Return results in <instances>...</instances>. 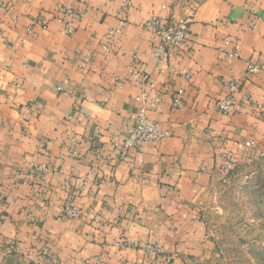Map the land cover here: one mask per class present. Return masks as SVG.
Segmentation results:
<instances>
[{
    "label": "crops",
    "instance_id": "crops-1",
    "mask_svg": "<svg viewBox=\"0 0 264 264\" xmlns=\"http://www.w3.org/2000/svg\"><path fill=\"white\" fill-rule=\"evenodd\" d=\"M1 1L0 264H46L43 252L61 264H189L207 236L220 156L231 154L236 171L263 160L264 0ZM61 8L84 13L71 36L55 20ZM153 17L189 27L161 62L144 29ZM249 63L261 70L245 79ZM146 78L160 97L147 115L170 138L124 152ZM233 79L238 107L222 115ZM66 204L79 219L63 216ZM148 241L164 254H146Z\"/></svg>",
    "mask_w": 264,
    "mask_h": 264
},
{
    "label": "built area",
    "instance_id": "built-area-1",
    "mask_svg": "<svg viewBox=\"0 0 264 264\" xmlns=\"http://www.w3.org/2000/svg\"><path fill=\"white\" fill-rule=\"evenodd\" d=\"M131 5V1L127 2L125 7L122 9L121 14H125L128 7ZM0 8L6 9L7 4L0 0ZM84 18V13L69 9L61 8L55 17V20L62 24L63 33L65 36H71L74 33L75 27L74 24L81 21ZM33 25H37L41 28H46V23L39 18L32 20ZM124 25V20L120 22V28ZM144 29L148 32L154 34L158 39L159 43L153 50V58L157 62L164 61L167 58V54L172 53L177 55L180 47L189 37V27L186 22H180L176 26H167L160 18L153 17L147 21L144 25ZM118 31H109L107 37L112 38L114 34ZM225 44L229 45V39H225ZM105 51L111 50V45L106 43L103 45ZM237 56V53L231 52L228 53L229 58H234ZM93 60L92 55H87L83 60V67H85L89 62ZM134 65L130 69V73L134 72ZM261 70V65L259 63H249L245 71V79L253 77ZM241 82L242 80L233 79L225 84L227 90V95L223 99L219 100L216 104V109L222 115H231L237 110L238 100L237 95L241 91ZM154 82L151 78H146L140 84L141 95L137 98V101L140 103V109L138 113L131 117L133 125L128 128L124 139L120 143L121 148L124 152L128 150H138L140 147L147 142L159 143L170 138V133L161 130L156 123H154L147 115L148 110L155 109L160 103V97L156 92L152 94L147 93V88H153ZM183 90L179 89L175 91L172 108L178 109L183 104ZM73 143L75 140L73 139ZM115 146V145H114ZM71 156L77 155V148L73 144L70 148ZM221 164L220 171L224 174H230L236 168L235 158L227 153L220 156ZM63 216L71 220H77L80 218L79 211L73 207L71 204H66L63 209ZM134 246L133 242L122 241L118 243V247L124 246ZM143 250L146 254L160 257L164 254L163 249L155 241H148ZM46 264H61L55 258L51 257L46 252H43L39 257Z\"/></svg>",
    "mask_w": 264,
    "mask_h": 264
},
{
    "label": "rangeland",
    "instance_id": "rangeland-1",
    "mask_svg": "<svg viewBox=\"0 0 264 264\" xmlns=\"http://www.w3.org/2000/svg\"><path fill=\"white\" fill-rule=\"evenodd\" d=\"M260 158L249 171L220 172L206 211V239L189 264H264V155Z\"/></svg>",
    "mask_w": 264,
    "mask_h": 264
}]
</instances>
